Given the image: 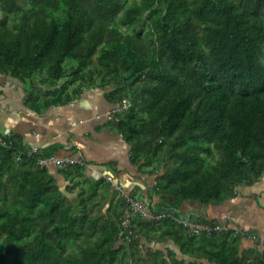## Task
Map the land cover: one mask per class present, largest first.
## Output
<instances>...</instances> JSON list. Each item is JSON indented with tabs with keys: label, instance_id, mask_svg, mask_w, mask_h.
<instances>
[{
	"label": "trees",
	"instance_id": "1",
	"mask_svg": "<svg viewBox=\"0 0 264 264\" xmlns=\"http://www.w3.org/2000/svg\"><path fill=\"white\" fill-rule=\"evenodd\" d=\"M0 74L64 80L60 94L111 87L127 103L115 126L167 204L156 212L219 204L264 178V0H0ZM36 160L0 148V264H264L241 253L242 231L137 216L125 241L121 209L98 232Z\"/></svg>",
	"mask_w": 264,
	"mask_h": 264
},
{
	"label": "crops",
	"instance_id": "2",
	"mask_svg": "<svg viewBox=\"0 0 264 264\" xmlns=\"http://www.w3.org/2000/svg\"><path fill=\"white\" fill-rule=\"evenodd\" d=\"M41 80L37 75L22 83L0 74V134L21 149L36 148L40 156L68 157L84 164L65 168L47 164L45 181L50 189L75 205L76 214L85 206V211L91 209L88 213L98 220V232L104 220L118 221L125 206L123 195L141 202L152 214L165 205L154 194L157 177L133 162L131 145L115 126L118 105L108 99L112 88L76 82L60 94L56 91L64 80L56 85ZM30 93L39 101L29 100ZM106 178L121 191L108 187ZM235 191L233 198L219 204L184 201L178 209L194 221L227 224L244 232L249 238H241L239 249L252 261L263 252L251 237L264 238V178ZM142 242L146 250L151 248ZM156 246L161 250L166 244Z\"/></svg>",
	"mask_w": 264,
	"mask_h": 264
},
{
	"label": "built area",
	"instance_id": "3",
	"mask_svg": "<svg viewBox=\"0 0 264 264\" xmlns=\"http://www.w3.org/2000/svg\"><path fill=\"white\" fill-rule=\"evenodd\" d=\"M124 103V102H123ZM122 105V104H121ZM121 105L118 107V111L120 109H125L127 107V104L125 102V107L121 108ZM0 148H5L8 151L11 152V156L14 158L16 162H20L22 157H32L37 156L36 165L40 168H43L47 166V164H54L57 167L65 168L67 166L71 165H77V166H83L84 164L81 161L74 160L68 157H62L57 158L55 156H49V157H43L40 156L38 153V150L36 148L33 149H21L19 146L15 143H13L8 137L0 134ZM107 182L110 183L111 187L113 188V191L120 192L121 188L119 185L114 183L111 178H106ZM123 200L125 207L123 208V212L121 214V232L119 234L120 237L125 235L124 239L125 241H129L130 236L132 234V230H130L131 220L132 218H135L137 216L154 220L156 222H160L161 220L167 218L174 221L177 225L182 226V228L186 229L189 234L199 235L202 233H205L207 235H210L213 231L216 232H222V231H228L233 230L236 234H241V231H239L236 228H233L229 225H216L215 227H209L206 224H203L202 222L194 221L190 217H184L178 210H175L171 207L162 208L157 213H151L150 211H147L145 206L138 201H135L134 199H131L128 196L123 195ZM255 243L259 244L264 253V238L260 239L257 237H252Z\"/></svg>",
	"mask_w": 264,
	"mask_h": 264
},
{
	"label": "rangeland",
	"instance_id": "4",
	"mask_svg": "<svg viewBox=\"0 0 264 264\" xmlns=\"http://www.w3.org/2000/svg\"><path fill=\"white\" fill-rule=\"evenodd\" d=\"M123 102H124V103H123ZM125 102H126L125 100H123V101L121 102V104H122V105H121V108H124V107H125ZM126 104H127V103H126ZM122 110H123V109H120L119 111H118V110H117V111L115 110V114H118V113H119L120 115L123 114L124 111L122 112ZM134 198H135V199H140L139 196H135ZM182 215H183L184 217H186V215H184V214H182Z\"/></svg>",
	"mask_w": 264,
	"mask_h": 264
},
{
	"label": "bare ground",
	"instance_id": "5",
	"mask_svg": "<svg viewBox=\"0 0 264 264\" xmlns=\"http://www.w3.org/2000/svg\"><path fill=\"white\" fill-rule=\"evenodd\" d=\"M124 206V205H123ZM260 239H263V238H260Z\"/></svg>",
	"mask_w": 264,
	"mask_h": 264
}]
</instances>
